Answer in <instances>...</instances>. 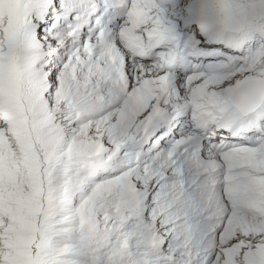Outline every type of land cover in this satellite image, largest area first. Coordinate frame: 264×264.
I'll return each mask as SVG.
<instances>
[{"label":"snow or ice","instance_id":"6c2138e0","mask_svg":"<svg viewBox=\"0 0 264 264\" xmlns=\"http://www.w3.org/2000/svg\"><path fill=\"white\" fill-rule=\"evenodd\" d=\"M0 264H264V0H0Z\"/></svg>","mask_w":264,"mask_h":264}]
</instances>
